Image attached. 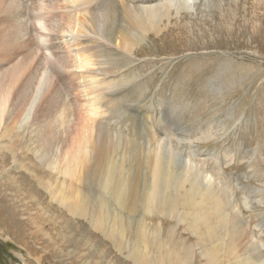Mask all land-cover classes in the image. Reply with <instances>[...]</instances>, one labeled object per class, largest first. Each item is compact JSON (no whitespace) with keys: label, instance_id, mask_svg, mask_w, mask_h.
<instances>
[{"label":"rangeland","instance_id":"obj_1","mask_svg":"<svg viewBox=\"0 0 264 264\" xmlns=\"http://www.w3.org/2000/svg\"><path fill=\"white\" fill-rule=\"evenodd\" d=\"M24 1L14 3L20 8V17L26 3V12L41 9L44 16L54 17L52 21L43 19L47 30L43 36L30 31V39L21 43H28L26 52H37L53 82L49 89L48 84L42 86L29 115L24 114L26 100H10L9 87L0 92V100L6 94L4 100H10L0 102V264H246L240 248L245 240L230 241L223 219L220 222L217 214H212L211 200L193 196L176 185L177 170H168L164 177L169 182L161 184L169 198L165 206L168 211L141 213L140 208H120L99 185L107 167L103 159H113V147H106L98 162H87L84 170L73 165L75 158H87L74 148L90 122L84 117L88 96L80 92L84 87L77 78L79 70L74 68L75 76L71 73L74 70L69 72L70 52L78 48L72 41L79 39L83 45L88 40L106 42L97 36L77 34L67 23L65 14L81 10L84 3L73 6L66 0ZM162 2L129 0L128 5ZM5 4L0 0L3 54L13 44V36L10 46V37H6L12 26L6 22L10 18L2 14L10 10ZM192 4V11L171 8L169 17L159 19L156 27L143 20L140 25L145 36L132 53L134 57L106 77L112 85L123 87L122 102L130 104L129 110L134 98L142 102L141 111L161 112L160 117L150 119L163 130L155 129L156 136L152 133L156 151L164 142L184 159L190 156L202 173L220 179L230 198L228 227L232 220L240 222L247 238L264 254V0H192ZM18 20V25L26 22ZM121 21H130L128 12L121 11ZM123 53L128 54L126 45ZM60 59L67 62L64 69ZM4 60L0 55V80L16 76L19 70L14 55ZM100 78L98 75L96 81ZM57 89L61 98L71 103L73 114L59 137L62 144L60 141L48 150L38 137L40 130L50 127L49 118L40 116V110ZM111 106L115 111L117 102ZM118 114L112 115L116 118L111 121L112 130L125 116ZM130 121L140 130L133 126L132 134L147 139L146 121L137 114ZM129 164L131 173L134 164L130 156ZM80 173L84 178L78 182ZM149 177L137 174L135 189L143 196L146 186L152 184Z\"/></svg>","mask_w":264,"mask_h":264},{"label":"bare ground","instance_id":"obj_2","mask_svg":"<svg viewBox=\"0 0 264 264\" xmlns=\"http://www.w3.org/2000/svg\"><path fill=\"white\" fill-rule=\"evenodd\" d=\"M66 1L67 3L74 4L73 6H78L82 3L85 4V6L79 11L65 14L67 23L69 26H72V29L75 28V33L88 34V36H97L106 42L105 44H98L95 40L94 42L88 40V43L85 41V45H83L84 42L80 41L79 39L72 41L73 44H75V46L78 48H76L75 53L70 52L69 58L71 59H69L70 61L67 62H69V65L72 69H70L69 72L74 70V72L71 71V73H73V76H75V69L79 70L80 75L77 74V78L82 81L81 86L84 87V92L82 88L80 92L82 95L84 93L85 96H88V98L85 97L87 99L84 103V106L86 107V111H84V117L88 122H90V124L87 126L88 129L85 133L86 136L84 135L79 142H75L76 148H74L80 150V152L86 155L87 158L85 159L80 157L77 161L75 158L73 165H77L79 166L80 170H84L87 162H98L101 159L105 148L113 147L115 151L113 159L111 161H106L103 159V162L105 161L107 167L99 185L103 190H105L106 193H110L111 199L116 203L117 206L124 209L129 208L131 211L140 208L139 210L141 213H144L145 211L162 213V211L167 210V207L165 206L167 205L166 202L169 200V198L168 195L164 193L163 185L161 184H168L169 180L165 179L164 177L168 170H170L171 173H174L175 170H177L178 173L175 177L177 183L176 185H182L184 188L182 191L184 192L187 191L192 195L199 194L200 196L208 197L209 200H211V202L214 204L212 207V214H217L220 222L223 219V223L227 227L226 231L229 233L228 238L230 237V241L242 242L243 239L245 240V242L240 244V248H243L241 250L244 251L245 255L244 263L264 264V254H261L259 249H257L256 244L247 238L248 232L242 227L241 223L235 220L233 221L232 219L234 218H232V225L228 227V214L226 213V210L230 205V198L226 195L227 191H225V189L220 185V179L217 180V178H212V175L202 173L197 165L195 166L194 163L191 162L190 156H188L187 159H184V157L179 155V153H173V150L164 142L160 143V148L156 151L153 141L154 134L152 133L156 132L154 130L157 129V125L155 123L153 124V122H150V119H155V116L160 117L161 112H157L158 110L156 111L153 109V112L150 111L149 113L141 111L143 110L142 102H139L134 98L132 100L133 106L130 109L131 112H129L130 110L128 108H130V104L122 102L124 101L123 87L121 88L118 84L112 85L106 77L107 75L111 76L115 70L119 71L120 67H125L128 62L131 61V56H133L132 53L140 44L138 42L141 41V39L145 36L143 25H140L143 20H145V22H149L151 27H156L159 19L162 17H169L171 8L177 12L184 8H187L190 11L194 10L192 0H163L161 4L149 6L140 5L133 6L131 8L128 5L129 0H118V4H116V1L114 2V0ZM4 2L7 3L4 6L5 9L10 8V10L4 11L2 14L11 19L6 20V22H8V24L10 23L12 26V31H10V33L7 32L6 37H10L12 35L13 44L7 53L3 54V52H1L0 55L4 56V59L6 58V60L11 55H14L20 65L17 66V69L19 67V70L16 76L15 74H11L6 78L4 75H2L4 77H2L0 80V92L4 91V88L6 89L9 87V91H6H8V93L11 91V97L9 96L10 100H26L24 103V114L26 113V115H29L31 108L36 102L39 91L42 90V86L48 84L47 89H49L48 87L51 86L53 79L48 78L49 74L47 66L45 64L43 66L41 63L42 60H39V57L37 58V52L33 51L34 49H30L28 52H26L25 50L28 43H21L27 38L30 39V36H27L28 32L30 31H33V34L38 33L39 36H43L42 34L47 31L42 24L43 19H50V21H52L54 17L47 15L46 13V16H44V12H42L41 9H38L35 12H26L24 6H27V1L25 2V5L23 4V16L20 17L22 14L19 12L20 8L18 9L17 5H14L16 0H4ZM121 11H124L125 13L128 12L130 21H126L125 23L121 21ZM18 19L26 21L24 22L25 24L18 25V22H20ZM27 24H29V26ZM8 26L10 27V25ZM16 37L18 39H16ZM10 40H12L11 37L9 39L8 46H10ZM125 45L127 47L128 54L123 53ZM68 46H70L69 43ZM79 47L80 49H83L80 50ZM17 48L20 49V52L16 56L15 52ZM43 48L47 55L48 48L45 45ZM58 62H60V64L63 66V69L67 65V62H64V59H60ZM63 62L65 65L62 64ZM59 66L60 65L57 67ZM80 70L82 71L80 72ZM83 70H85L87 74L90 73L88 70H92L95 73L91 72L90 75H87ZM35 75L38 76L36 82L33 79L35 78ZM98 75L102 76V78L96 81ZM60 77L62 79V76ZM10 78L13 79L9 81ZM33 83L35 84L34 87ZM30 89H33L32 92ZM70 90L73 89L71 88ZM6 91L5 94L7 93ZM5 94H3V96ZM6 95L4 96L5 98H2L7 99ZM62 98L61 92L57 89L55 92H53L48 104L40 110V116L46 119L49 118L48 124L50 123V127L49 129H43V132L40 130L38 137H40L42 140L40 144H42L43 147L48 150H50V148H54V146L58 145V143L61 141V138L59 137H61L66 131V126L69 127V119L73 114V109L70 106L71 103L69 104L68 101L66 102ZM144 99L145 98H143V100ZM115 102H117V108L115 111H112L113 108L112 106L110 107V105ZM118 112L125 113V116L120 121L119 127L115 130H112L110 127L111 121L116 119L112 115L114 113L118 114ZM135 114H137L139 119H144L146 121L145 127L147 129V139L137 138L135 137V133H133L134 135L132 134L134 129H139V127H137L134 122L130 121V118ZM118 116L119 114L117 117ZM55 121L57 122L55 123ZM133 126H136L137 128H134ZM132 127L134 128L133 130ZM157 131L160 132L161 128L157 129ZM161 132H163V130ZM69 136L70 135H68V137ZM178 136L180 137L181 135L178 134ZM180 140H182V138ZM129 156L132 160V163L134 164V170L131 173ZM138 173L143 174V176H148L150 174L149 178L152 180V184L150 186H146V193H144V196L141 194V192L139 194L137 189H135L137 188L136 180ZM220 174L219 177L221 176ZM83 178V175L80 173L77 178L78 182L83 180ZM149 178H145L144 182L149 183ZM79 202L76 203L77 211L80 209ZM194 203H196V201ZM122 229L123 226L121 224V230ZM242 235L245 236L240 238ZM233 244L235 243L233 242ZM233 244L231 245L234 246ZM135 247H138L137 244Z\"/></svg>","mask_w":264,"mask_h":264}]
</instances>
